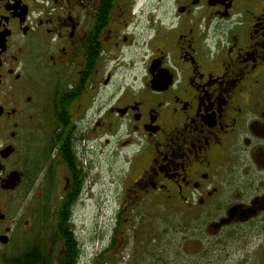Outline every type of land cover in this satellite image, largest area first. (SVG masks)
I'll use <instances>...</instances> for the list:
<instances>
[{"label":"flooded vegetation","instance_id":"1","mask_svg":"<svg viewBox=\"0 0 264 264\" xmlns=\"http://www.w3.org/2000/svg\"><path fill=\"white\" fill-rule=\"evenodd\" d=\"M101 155L95 264H264V0H0V264L80 263Z\"/></svg>","mask_w":264,"mask_h":264},{"label":"rangeland","instance_id":"2","mask_svg":"<svg viewBox=\"0 0 264 264\" xmlns=\"http://www.w3.org/2000/svg\"><path fill=\"white\" fill-rule=\"evenodd\" d=\"M111 140L116 141L114 139ZM104 158V155L100 156V168L97 167L95 171L90 173L91 180L86 178L87 180L84 183V186L79 194L78 201L75 205L77 237L79 240H84L83 243H80L81 254L79 264H95L97 256L96 248L98 244L103 246L106 242L105 239L112 235L116 215L115 209H118L116 194L119 196L121 193L120 188L122 185L120 183V179L122 178L121 175L124 171V167L120 165V162L117 163L115 166L116 175H114V183H110L112 175L110 174L108 167H106V159L104 160ZM97 174L99 175L98 180L100 182L95 179ZM149 216H151V213H149ZM147 222L149 223V230H152V234L154 231H158V224L153 221V217H150ZM152 222H155V224ZM152 234L150 235V238L153 237ZM172 238L173 236L167 234L161 239L158 247H162V257L164 256L166 259L169 258L173 261L175 257L174 254H172ZM169 246L170 248H168ZM142 247L143 246L141 245V248ZM127 252L128 251L123 250L122 253L117 256V259L121 262V264L124 263ZM135 253L133 264L134 262L136 264H143V258L146 259L147 263L151 264L154 262V260L151 259L152 257L146 258L144 256L146 254H157L156 249L152 250L151 248L149 252H145L144 254H142L140 249L136 250ZM122 257L123 259H121ZM196 263L199 264L197 261Z\"/></svg>","mask_w":264,"mask_h":264}]
</instances>
